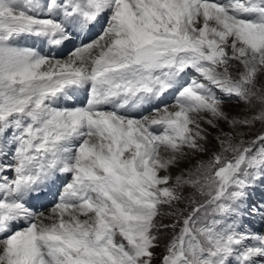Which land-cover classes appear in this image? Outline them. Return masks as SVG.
I'll use <instances>...</instances> for the list:
<instances>
[{"label":"snow or ice","instance_id":"snow-or-ice-1","mask_svg":"<svg viewBox=\"0 0 264 264\" xmlns=\"http://www.w3.org/2000/svg\"><path fill=\"white\" fill-rule=\"evenodd\" d=\"M258 185L264 0H0V264H264Z\"/></svg>","mask_w":264,"mask_h":264},{"label":"rangeland","instance_id":"rangeland-1","mask_svg":"<svg viewBox=\"0 0 264 264\" xmlns=\"http://www.w3.org/2000/svg\"><path fill=\"white\" fill-rule=\"evenodd\" d=\"M96 31H98V30H96ZM224 107H225V110L227 112H229L230 114H233V115L240 114V112H241L240 106L235 105V104H225ZM259 130H260V125L257 124L256 127L254 129H252L251 132L248 133V137L249 138L253 137L256 134V132H258ZM217 147L218 146L215 144L214 139H211V143L209 144V148L214 150ZM207 159H208V154H197L196 156L190 157V161L189 160L184 161L181 164V167L182 168L193 167L196 165L198 160H207ZM262 193H264V187H261L258 185L256 190H255L253 198L258 199ZM162 219H163L164 223L168 222L167 218H162ZM249 223L251 225V228H253L257 231L262 230V226L260 225V223L258 221H250ZM246 227H247V225H246ZM170 236H171V230L170 229H161L160 247L156 249L157 256H159V253L163 251L164 244L167 243V241L170 239Z\"/></svg>","mask_w":264,"mask_h":264},{"label":"bare ground","instance_id":"bare-ground-1","mask_svg":"<svg viewBox=\"0 0 264 264\" xmlns=\"http://www.w3.org/2000/svg\"><path fill=\"white\" fill-rule=\"evenodd\" d=\"M84 39L87 40V37H85ZM46 50H47V49H45V51H46Z\"/></svg>","mask_w":264,"mask_h":264}]
</instances>
